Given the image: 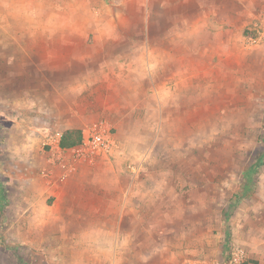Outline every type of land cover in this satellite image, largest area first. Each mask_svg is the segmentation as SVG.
I'll list each match as a JSON object with an SVG mask.
<instances>
[{
	"label": "rangeland",
	"instance_id": "1",
	"mask_svg": "<svg viewBox=\"0 0 264 264\" xmlns=\"http://www.w3.org/2000/svg\"><path fill=\"white\" fill-rule=\"evenodd\" d=\"M117 7H103L92 17L132 19ZM263 16L257 12L246 24L224 22L199 34L190 30L188 44L173 48L183 49L181 60L167 51L165 12L145 14L159 27L131 29L126 37L161 40L142 45L143 58L123 62L122 71L121 62L102 63L108 65L107 85L70 94L71 105L82 102L86 109L67 117L66 110L58 111L59 104H68L59 94L54 101L51 93L30 91L36 77L0 76V204L5 210L0 264H206L238 244L260 264L251 251L264 224V39L258 32ZM142 17L139 13L137 19ZM31 47L27 54L36 55ZM131 68L144 77L127 76ZM49 107L53 110L47 112ZM73 116L76 121L66 124ZM96 122L111 129L118 150L79 163L65 189L55 193L61 184L48 162L49 138L71 128L84 135ZM122 190L139 214L125 224L133 235L93 237V250L83 243L78 253L69 235H48L43 248L37 237L27 242L20 235L26 197L51 208L60 197ZM12 225L18 234L11 235ZM109 240L128 249L110 248Z\"/></svg>",
	"mask_w": 264,
	"mask_h": 264
},
{
	"label": "crops",
	"instance_id": "2",
	"mask_svg": "<svg viewBox=\"0 0 264 264\" xmlns=\"http://www.w3.org/2000/svg\"><path fill=\"white\" fill-rule=\"evenodd\" d=\"M113 5L118 6V12L130 13L132 19H93V13L103 7L107 10L106 6ZM99 6L103 7L97 8ZM160 10L167 15L163 24L168 30L164 37L167 51L171 56L173 53L180 55L176 58L182 60L183 49L179 53L173 52V48L188 44L190 30H196V34H199L201 29L204 33V29L219 28L224 22L236 20L246 24L252 14L264 12V0H0V46H4L0 48V52L4 51L0 53V76L11 78V81L18 77H36V83H32L30 91L51 93L54 101L55 94H59L57 98L68 101V104H59L58 111L63 115L62 110H66L67 117L69 112L86 109L82 102L71 105L70 94L102 91L103 85H107L109 71L105 69L108 65L102 67V63L110 62V59L118 64L121 62L122 71L123 62L143 58L145 51L142 45H154L161 40L160 37L153 39L139 35L126 37V31L131 29L140 30L141 33V30L157 26L150 17L146 20L145 14ZM139 13L144 20L137 19ZM28 29L35 30L33 36L22 35L19 31ZM46 30L48 35H45ZM130 34L134 35L132 32ZM28 45L35 47L31 48L35 49L36 55L27 54ZM8 46L17 54H10ZM148 52L152 53V50ZM127 74H136L141 79L144 77L140 69L133 71L131 68ZM51 109L49 107L47 112ZM75 121L73 116L66 119V124ZM66 186L65 182L61 183L55 193L62 192ZM24 201L28 212L20 216V235L27 239L23 241L28 242V238L37 237L38 247L43 248L46 236L69 235L76 239L74 250L77 253L84 246L83 243L93 250V237L133 235V228L129 234L130 227L126 229L125 224L137 220L139 215L124 190L111 195L107 192L100 197H60L51 208H46L40 199L26 197ZM263 228L264 224L258 242L254 245L256 249L251 251L260 258V264H264ZM13 231L18 234L12 225L11 235ZM108 242L110 248H121L122 251L128 249L125 244L119 248L118 244L115 247L113 241Z\"/></svg>",
	"mask_w": 264,
	"mask_h": 264
},
{
	"label": "built area",
	"instance_id": "3",
	"mask_svg": "<svg viewBox=\"0 0 264 264\" xmlns=\"http://www.w3.org/2000/svg\"><path fill=\"white\" fill-rule=\"evenodd\" d=\"M259 35L264 39V16L259 20ZM62 133L57 131L48 141L51 151L48 162L58 170L59 183H64L76 172L79 163L99 156L112 155L118 150L117 138L104 122H96L85 130L82 142L73 147L61 146ZM206 264H256L243 245L230 246L225 257Z\"/></svg>",
	"mask_w": 264,
	"mask_h": 264
},
{
	"label": "trees",
	"instance_id": "4",
	"mask_svg": "<svg viewBox=\"0 0 264 264\" xmlns=\"http://www.w3.org/2000/svg\"><path fill=\"white\" fill-rule=\"evenodd\" d=\"M83 132L80 129H67L63 132L61 138V146L62 147H73L82 142ZM2 200L6 202L5 196H2ZM3 202V203H5ZM4 204H0V217L1 220L5 217V210H3ZM2 227L0 226V233H2Z\"/></svg>",
	"mask_w": 264,
	"mask_h": 264
}]
</instances>
